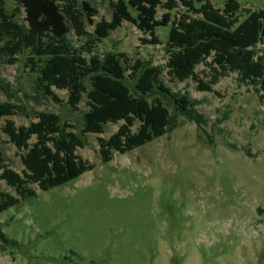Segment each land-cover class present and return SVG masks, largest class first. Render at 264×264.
I'll list each match as a JSON object with an SVG mask.
<instances>
[{"label":"rangeland","instance_id":"rangeland-1","mask_svg":"<svg viewBox=\"0 0 264 264\" xmlns=\"http://www.w3.org/2000/svg\"><path fill=\"white\" fill-rule=\"evenodd\" d=\"M3 1L24 22L17 1ZM84 1L96 8V22L112 18L108 1L79 0L80 6ZM194 1L200 6V0ZM227 1L210 0L220 9ZM238 1L241 19L264 5V0ZM187 9L179 1L173 19ZM168 11L159 7L158 17ZM94 29L95 24L87 25L90 33ZM169 32L170 26L159 27L160 42L149 43L148 33L125 20L92 52L87 50L89 36L69 34L87 58L125 52L162 66L164 83L187 95L199 115L200 122L192 120L169 96H150L151 101L160 97L169 108L176 118L174 130L124 154L114 150L108 162L103 161L98 138H109L123 121L106 124L103 133L83 135L86 95L76 109L69 105L66 89L53 87L58 100L46 96L39 72L31 68L32 50L18 54L15 63L0 54V103L20 109L0 117L5 162L20 173L24 169L19 150L4 131L6 120L28 125L39 112L49 111L76 126L86 142L77 153L94 165L48 190L34 185L36 196L0 211L5 235L17 241L0 245V264H264V85L245 82L230 70L220 74L212 91L200 90L193 78L173 77L166 65ZM4 43L0 37V46ZM211 60L196 68L205 82L214 75ZM0 192L18 195L2 178Z\"/></svg>","mask_w":264,"mask_h":264},{"label":"trees","instance_id":"trees-1","mask_svg":"<svg viewBox=\"0 0 264 264\" xmlns=\"http://www.w3.org/2000/svg\"><path fill=\"white\" fill-rule=\"evenodd\" d=\"M25 13L24 22L16 12H9L0 0V37L5 39L0 54L9 56L15 63L17 55L25 49L32 50L31 68L39 72L44 95L58 100L53 87L69 91L68 103L73 108L88 98L89 109L84 114L82 126L86 133H103L106 124L123 121L109 138L99 137L100 152L104 162L113 159V151L127 153L174 130L176 118L160 97L169 96L178 110L192 120L200 122L194 113V102L168 87L161 78L164 68L150 61L133 58L125 52L107 53L103 58H87L72 44L69 34L89 36L88 52L108 37L127 20L134 23L151 38L149 43H159L157 29L170 26L168 36V61L170 74L179 80L193 78L200 90L212 91L225 71L239 72L245 82L264 85V5L250 11L241 19L238 0H228L224 8H216L210 0H103L113 9L110 20L95 21L97 10L88 1L82 6L79 0H16ZM179 1L187 6L173 19L172 11ZM159 7L169 11L158 17ZM132 9L137 11L135 16ZM195 11L200 16L190 15ZM88 24H95L93 33ZM211 58L212 75L205 82L196 72L198 65ZM36 59L42 61L36 62ZM39 63H41L39 65ZM132 81V82H131ZM133 84V88H132ZM20 111L11 102L0 103V117ZM137 130L133 127L137 124ZM75 125L63 122L58 113L41 111L37 120L28 125H17L7 119L4 131L20 152L24 169L18 172L6 163L0 150V178L17 191V196L0 192V211L8 209L26 197L36 196L38 190H48L78 178L94 165L77 153L86 142L74 129ZM36 137L32 143L31 139ZM17 244L8 238L0 222V245Z\"/></svg>","mask_w":264,"mask_h":264}]
</instances>
